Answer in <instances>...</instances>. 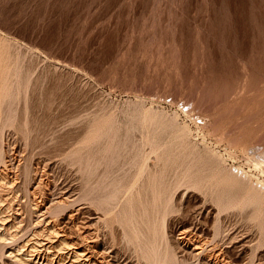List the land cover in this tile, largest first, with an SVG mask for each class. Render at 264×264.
<instances>
[{
    "label": "rangeland",
    "instance_id": "obj_1",
    "mask_svg": "<svg viewBox=\"0 0 264 264\" xmlns=\"http://www.w3.org/2000/svg\"><path fill=\"white\" fill-rule=\"evenodd\" d=\"M0 32L32 48L35 56L28 59L41 66L30 99L29 128L37 147L27 149L21 135L11 131L9 152L24 164L23 157L35 151L32 174L55 192L80 191L78 165L68 164L65 155L99 121L112 128L107 126L110 133L92 147L117 136L132 144L149 130L187 164L189 155L197 163L207 161L201 168L209 174L221 162L231 179L236 173L253 186L264 182V0H0ZM149 113L156 119H148ZM193 152L202 159L208 154L207 160ZM208 156L218 158L216 169ZM254 160L262 166L255 167ZM199 190L178 191V213L169 217L166 229L172 239L179 236L172 231L185 225L209 231L213 239L215 208ZM225 214V235L217 245L228 241L223 245L240 264L254 257L256 264L264 263V233L257 224L244 212ZM119 243L121 255L136 259Z\"/></svg>",
    "mask_w": 264,
    "mask_h": 264
},
{
    "label": "bare ground",
    "instance_id": "obj_2",
    "mask_svg": "<svg viewBox=\"0 0 264 264\" xmlns=\"http://www.w3.org/2000/svg\"><path fill=\"white\" fill-rule=\"evenodd\" d=\"M35 53L29 46H22L17 40L0 32V262L8 264H197L196 262L201 261L200 264H240L236 257L229 255L231 247L224 246V242L221 243L222 245L216 243L222 235H225L226 230L221 216L233 210L247 213L245 217L256 223L257 228L264 233V182H258L253 186L252 182L248 184L247 178V181L243 182V177H238L240 175L236 173V179H231L233 177L231 170L228 173L222 172L225 168L222 169L223 166L219 165L221 162L217 166V171L211 170L212 174H209L210 170L208 172L203 168L208 172L206 175L201 168L205 161L202 164L199 162L202 159V153H197L201 159L197 157L199 160L196 161L200 165L190 158L192 155H189L190 161L187 158V164L185 158L182 161L181 158L178 159L180 156L178 158L177 155L174 156L175 149L172 151L171 146L169 148L163 142L156 141L155 136H152L153 132L149 130L150 133L142 132V138L138 139L139 141L136 139L138 142L132 144L128 143L129 140L124 141L116 135L120 140L112 137L105 142L102 141V146L100 143L92 147L107 132L110 133L112 126L109 127L110 125H106L103 121L94 122L95 124L93 123L83 135L81 134L82 137L76 140L78 142H74V146L72 145L68 152L65 151L67 163L69 161L78 165L81 184L77 195L76 189L73 193L74 190H63L65 187L62 190L59 188L60 192L59 190L55 192L52 190L54 188L50 189L47 181H43L40 177L38 179L36 175L33 176L31 163L33 150L26 158L23 157L26 159L24 164L18 161L14 151L13 154L9 152L11 145L8 146L7 136L11 131L17 136L21 135L20 139L22 138L26 148L33 149L38 142L36 141L35 145V139L31 137L32 129L29 128L33 83L41 70L37 62L28 59L30 55L34 57ZM59 64L56 62L51 65ZM20 105L23 107V114H19V108H22ZM18 115H22V118ZM150 117L155 116L150 114L148 119ZM17 123H21L22 126L17 127ZM116 133L118 132L115 131ZM32 135L34 137L35 134ZM47 137L50 138V136ZM44 139L42 137V140ZM207 155L204 156V160H207ZM193 157L195 159L196 156ZM180 160L182 162H179ZM216 161L214 160L213 164ZM254 161L255 167L262 166L260 161ZM213 164L210 165L214 167L215 164L214 166ZM47 165L46 167L49 166ZM210 167L209 169H212ZM20 176L23 178L22 181H19ZM55 186L58 187L56 184ZM181 187L198 188V190L201 188L210 197L209 202L213 204L211 207L215 208V215L212 216L213 228L211 227L213 239L210 240L211 232L195 228L197 226L193 229H188L186 225L173 229L174 236L177 233L179 235L177 239H172L170 232H167L169 217L178 213L176 199ZM81 202L86 205L82 206ZM248 210L251 212L248 213ZM174 236L172 235L173 238ZM227 238L231 239L232 235ZM118 240L124 243L125 248L127 246L132 249L136 259L132 260L126 254H120V249L115 248L116 245H120ZM233 240L235 238L231 241ZM211 244L214 246L212 245L209 249L208 246ZM254 252L252 255H257ZM260 257L263 259V256ZM253 260L255 261V257ZM253 260L251 259L247 264H254Z\"/></svg>",
    "mask_w": 264,
    "mask_h": 264
}]
</instances>
